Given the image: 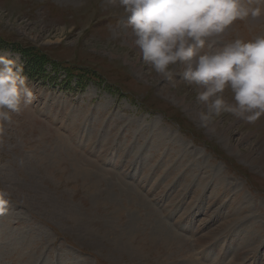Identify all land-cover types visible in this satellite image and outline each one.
Wrapping results in <instances>:
<instances>
[{"label":"rangeland","instance_id":"374dc122","mask_svg":"<svg viewBox=\"0 0 264 264\" xmlns=\"http://www.w3.org/2000/svg\"><path fill=\"white\" fill-rule=\"evenodd\" d=\"M257 35L264 15L223 40ZM0 37L50 58L0 135V264H264V116L201 126L183 66L143 63L118 0H0Z\"/></svg>","mask_w":264,"mask_h":264},{"label":"clouds","instance_id":"9594fccd","mask_svg":"<svg viewBox=\"0 0 264 264\" xmlns=\"http://www.w3.org/2000/svg\"><path fill=\"white\" fill-rule=\"evenodd\" d=\"M127 15L141 60L165 79L182 65L181 78L194 86L201 126L229 113L248 123L264 116V35L224 42L232 25L264 15V0H118ZM217 42L222 46L213 47ZM231 93V102L225 93ZM34 100L23 65L0 54V135ZM11 193L0 189V216Z\"/></svg>","mask_w":264,"mask_h":264},{"label":"trees","instance_id":"16d2710c","mask_svg":"<svg viewBox=\"0 0 264 264\" xmlns=\"http://www.w3.org/2000/svg\"><path fill=\"white\" fill-rule=\"evenodd\" d=\"M0 44L5 45V43L2 41L1 37H0ZM37 52L42 54L39 56L38 59H35L34 55L28 56V58H26V61L24 63V68L28 66V68H26V71H27L28 75L31 77L43 76V75H41L42 74V70H41V67H42L41 63L42 62H46L47 64H50V62H47L50 59L49 57H47L48 56L47 54H44L43 52H41L38 49H37ZM44 58H45V60H44ZM47 64H46V66H47ZM30 67H31V70L29 69ZM45 72H46V70H45Z\"/></svg>","mask_w":264,"mask_h":264},{"label":"bare ground","instance_id":"6f19581e","mask_svg":"<svg viewBox=\"0 0 264 264\" xmlns=\"http://www.w3.org/2000/svg\"><path fill=\"white\" fill-rule=\"evenodd\" d=\"M47 168V167H46ZM154 242V241H153ZM120 243H122L124 246H125V248H127V249H129V247H128V244L125 242V241H120ZM145 243H147V242H145ZM158 243V242H157ZM161 243V242H160ZM154 244V243H153ZM147 245V244H146ZM149 245V244H148ZM158 245V244H157ZM172 245V244H171ZM152 246V245H151ZM154 246V245H153ZM156 246V245H155ZM161 246V245H160ZM152 248V247H151ZM169 248V246H168V244H167V242H165L164 244H162V247H160V248H156V251L158 252L159 251V254L161 253V254H163V255H166V254H168L169 253V250L170 249H168ZM132 249H135L136 251H140V252H142V250H141V248L140 247H138V248H134V246H133V248ZM150 249V248H149ZM146 251V250H145ZM137 253V252H136ZM159 254H157V255H159ZM155 256V255H154ZM160 256V255H159ZM160 260V259H159ZM164 261V260H163Z\"/></svg>","mask_w":264,"mask_h":264}]
</instances>
